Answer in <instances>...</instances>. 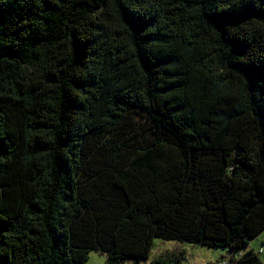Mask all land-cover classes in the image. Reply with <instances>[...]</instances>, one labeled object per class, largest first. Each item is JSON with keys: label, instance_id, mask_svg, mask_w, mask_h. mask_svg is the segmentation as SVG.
I'll return each instance as SVG.
<instances>
[{"label": "trees", "instance_id": "1", "mask_svg": "<svg viewBox=\"0 0 264 264\" xmlns=\"http://www.w3.org/2000/svg\"><path fill=\"white\" fill-rule=\"evenodd\" d=\"M263 232L264 0H0V264Z\"/></svg>", "mask_w": 264, "mask_h": 264}, {"label": "rangeland", "instance_id": "2", "mask_svg": "<svg viewBox=\"0 0 264 264\" xmlns=\"http://www.w3.org/2000/svg\"><path fill=\"white\" fill-rule=\"evenodd\" d=\"M249 249H254L264 261V232L250 242L246 250ZM166 254L173 256L180 255L183 259V264H235L237 260L235 259L232 262L230 260V253L226 249H209L185 242L155 239L149 259L141 261L138 264H150L153 260ZM238 257L239 254L236 255V258ZM106 261V255L93 251L90 253L86 264H106ZM124 264H136V262L126 260Z\"/></svg>", "mask_w": 264, "mask_h": 264}, {"label": "clouds", "instance_id": "3", "mask_svg": "<svg viewBox=\"0 0 264 264\" xmlns=\"http://www.w3.org/2000/svg\"><path fill=\"white\" fill-rule=\"evenodd\" d=\"M230 261V260H229Z\"/></svg>", "mask_w": 264, "mask_h": 264}]
</instances>
